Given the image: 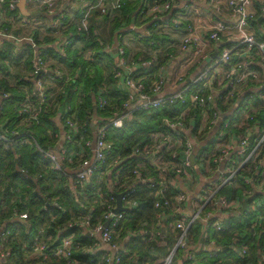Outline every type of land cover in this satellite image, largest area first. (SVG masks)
<instances>
[{"label":"built area","instance_id":"2783aa9c","mask_svg":"<svg viewBox=\"0 0 264 264\" xmlns=\"http://www.w3.org/2000/svg\"><path fill=\"white\" fill-rule=\"evenodd\" d=\"M17 1L0 0V39L8 37L15 41L24 40L33 48L30 58V75L33 80L31 94L36 95L40 104L46 98L43 77L48 75L41 50L30 35L15 36L2 27L5 9H17ZM62 1L24 0L23 6L29 13L30 5H41L43 13L52 18L50 20L53 24V21L62 16ZM124 1L67 0V3L71 8H75L74 3H79L80 15L76 29L86 30L88 15L92 9L96 8L105 13L106 10L120 7ZM220 2L207 0L215 12L221 8ZM224 3L228 6L231 17H234L232 25H227L220 18H216L203 31L198 29V24L191 21H186L183 25V33L176 44L178 52H188L189 57L200 55L202 59V63H198V68L190 76L185 77L181 72L167 75L163 70L162 74L145 83L142 81L145 74L135 77L132 71L139 66L148 67L155 56L150 54L136 63L128 60L123 47L117 44L113 76L121 84L124 94L119 108H114L108 119L91 121V136L81 141L75 137L78 131L76 121L70 117L65 118L63 126L54 135L64 141L76 143V147L56 142L52 147L41 148L34 142L38 155L49 167L61 169L62 161L70 162L77 155L81 156L74 163L70 179V186L80 193L85 195V185L91 183V176L101 168H105L104 173L107 174L111 190L105 195L99 186L95 188L104 207L100 220L95 222H91L87 215L73 217L65 206L56 201L51 202L56 210L51 213L50 219L66 218L68 226H81V233L87 238L85 244L79 242L73 233L60 236L49 245L36 239L28 245L23 243L25 255L36 257L39 261L37 264H81V258L73 252L79 247L82 254L87 256L88 264H120L121 255L118 251L126 250L119 243L121 238L115 231V226L125 210L136 203V199L131 197L134 191L132 185L135 183H145L151 189L155 207L171 204L177 212V217L168 222L176 230L172 247L159 264H170L173 253L178 248L186 261L193 260L194 253L189 248V228L195 221L200 223L199 233H202L199 241L201 244L196 248L209 247L215 254L214 242L206 232L208 227L221 230L222 219L225 217L223 215L240 214L238 209L246 197L253 198L246 200L241 213L264 207V125L256 131L254 108L250 105L252 94L248 92L260 89L264 83V39L255 36L249 28V20L259 12L264 14V5L255 9L252 6L253 0H224ZM170 5L171 0H151L149 3L144 0L138 11L150 13L157 20ZM34 21L31 14L18 10L16 26L12 28ZM139 29L136 38L148 32L145 27ZM208 41L214 44L212 52L215 54L207 61L212 53L206 49ZM105 47L108 48V45ZM185 63L190 64V60L187 59ZM55 73L58 71L55 70ZM170 81L173 83L171 89L164 91V86ZM8 95L6 91L0 92V114ZM95 103L101 107L105 99L98 95ZM39 104L30 105L26 96L17 112L37 121L41 107ZM172 105H178V108L173 113H166ZM262 107L264 108V102ZM153 109L165 112L159 121L161 127L150 131L145 142L134 143L126 153H114L113 142L107 137L108 128H120L124 119L137 111ZM2 125L0 123L1 149H11L16 142H29L33 139L27 131L5 129ZM82 131H86V127ZM250 135L252 138L249 141ZM85 148H88L87 155H83ZM145 165L150 167L151 172L145 169ZM15 168L16 174L12 173L10 176L0 172V190L6 188L10 194H16L19 177L29 179L31 176L24 165L15 163ZM33 176L40 179L42 173L37 172ZM239 176L248 187L241 188L239 184L240 196L232 195L227 198L221 192L222 187L238 182ZM35 185L37 189L46 192L41 182ZM169 187L179 189L172 200L164 194ZM114 191L121 192L120 204L125 207L116 212L112 211L115 206ZM11 212L19 220L27 217L26 211L17 210L14 206L11 207ZM162 218L163 215L157 213V224ZM10 232L9 228L0 225V264H24L16 262L17 256L8 245L7 236ZM37 232L40 233L41 229L38 228ZM132 234L133 232L128 231L123 238ZM93 236H97L105 246H99ZM108 249H112L113 255L109 254ZM245 251V245L241 244L240 252ZM96 254L98 256L94 257ZM259 259L264 261V240L259 250Z\"/></svg>","mask_w":264,"mask_h":264},{"label":"trees","instance_id":"16d2710c","mask_svg":"<svg viewBox=\"0 0 264 264\" xmlns=\"http://www.w3.org/2000/svg\"><path fill=\"white\" fill-rule=\"evenodd\" d=\"M150 1L146 0L147 3ZM142 3L144 0H125L120 7L106 10L105 13L94 8L89 12L86 30L76 29L80 15L79 9L76 8L66 6L62 8V16L57 19L59 23L55 26L51 25L48 15L44 14L34 17L33 23L25 26L18 25L16 28L12 27L16 26L18 10L5 9L2 27L15 36L30 35L35 45L40 48L44 65L48 70V75L43 77L46 98L39 104L36 95L31 94L33 80L30 75V58L33 48L24 40L15 41L8 37L0 39V92L6 91L9 94L8 99L3 102L0 123L5 129L27 131L33 138L29 142H16L11 149L0 148V164H3L0 172L6 176L16 174V163L27 167L28 174L31 175L29 179L19 177L16 194H10L6 188L0 190V225L11 230L7 236V242L17 256V262L24 264L39 262L36 257L31 258L25 255L22 249L23 243L28 245L32 240L37 239L49 245L60 236L73 233L79 242L86 243L87 238L81 233V226H68L66 218L50 219L51 213L56 210L52 201L69 209L73 217L81 218L87 215L91 222L101 218L104 207L100 203L95 188L99 186L105 195L111 190L107 174L104 173L105 168L98 169L91 176V183H87L83 189L84 195L70 186L74 163L81 156L77 155L70 162L62 161L61 169L49 167L38 155L34 142L41 148L52 147L56 142H61L64 146L76 147V143L64 141L54 135L63 126L65 118L70 117L76 121L78 131L75 137L81 141L91 136L89 131L91 121L108 119L112 110L119 108L124 94L121 84L113 76L115 61L113 62L111 58V50L116 49L115 45L119 44L113 42L114 35L121 34L126 29L130 30L129 33H132L134 39L140 41L144 48L128 56L131 39L125 46L118 38L124 47V55L127 56L125 57L137 63L139 59L150 54L155 56L151 65L135 68L132 71L133 75L136 77L145 74L146 76L142 77L145 83H149L156 77L152 71L156 67L155 62L162 58L157 52L160 43L158 33L161 28L158 20H154L150 13L138 11ZM260 14V12L257 13L256 17L249 20V28L255 36L258 35L259 38L264 39V34L258 32L256 25L258 23L256 19ZM261 20L264 22V16ZM130 24L136 27L130 28ZM139 25L145 27L148 32L136 38ZM57 40L58 47L53 45V42ZM105 43L111 46V50L105 49ZM60 47L63 49L60 50ZM135 55L140 56L135 58ZM195 64L197 63H191L189 67L192 68ZM55 70L58 73H55ZM248 92L252 94L250 105L254 108L255 121L264 124L262 107L264 88ZM98 95L105 99L101 107L95 103ZM26 96L30 105L41 106L37 121L17 112L18 106ZM177 108L178 105H172L166 113H173ZM161 113L165 114L159 110L136 112L126 118L120 129L111 130L110 136L107 135V137L113 142V152L124 154L134 143L145 142L150 131L161 127L159 126ZM83 127H86V131H82ZM262 151L264 153V145ZM87 154L88 148H85L83 155ZM145 169L151 172L149 166L145 165ZM37 172L42 173L40 179L33 176ZM237 181L241 188L248 187L241 181L240 176ZM37 182L43 184L46 192L37 189L35 185ZM132 186L134 191L131 197L136 199V203L132 208L125 210L115 226V231L121 238L119 243H122L126 250L118 251L121 255L120 264H159L172 247L176 230L171 228L168 222L177 217V212L171 204L155 207L151 189L145 183H135ZM177 191H179L178 188L169 187L164 194L172 200ZM12 206L17 210L26 211L27 217L24 220L14 217L11 212ZM157 213L163 215L158 224ZM222 220L221 230L212 229L208 235L214 242L215 254L209 247L196 248L198 244H201L198 242L200 223L197 222L195 227L189 228L193 260L186 261L182 251L176 249L173 255L177 251L178 254L173 263L171 258L170 264H177L178 260L182 261V264H264V261L259 259L264 235V207H260L257 211H245L237 216H225ZM38 228L41 229L40 233L37 232ZM128 231L133 234L123 238ZM241 244L246 247L244 253L240 252ZM74 250L73 252L81 258V264H88L87 256L82 254V249L77 247ZM96 256L98 254L94 257Z\"/></svg>","mask_w":264,"mask_h":264},{"label":"crops","instance_id":"0c3cea01","mask_svg":"<svg viewBox=\"0 0 264 264\" xmlns=\"http://www.w3.org/2000/svg\"><path fill=\"white\" fill-rule=\"evenodd\" d=\"M220 1H221L220 2L221 8L218 10V12H215L207 3V0H171L170 7L166 11H163V13L157 17L159 27L161 28L160 32L158 33L160 36V43L158 44L157 52L160 53L159 55L162 56V58L160 61L155 62L157 64L155 69L152 71L154 76H157L160 73L162 74L163 70L166 71L167 75L170 74L173 75L174 73L181 72L184 74L185 77H188L195 72V70L198 68V63H202V60L200 62H197V64L193 65V67L190 68L189 67L190 64L185 63L187 61V58L189 57V53L188 52L179 53L176 44L178 43L183 33V25L186 21H191L194 24H198L199 25L198 29L201 31L207 29V27L211 25L216 18L223 19L224 23H226L227 25H232L234 22V17H231L230 10L228 9L226 3H224V0H220ZM74 5L76 9L79 8V3L76 4L74 3ZM259 5H264V0H253L252 3L253 8L256 9ZM256 25L259 29L258 32H260V34H264V22L260 20V22L256 23ZM129 26L130 28L136 27L134 24H130ZM129 32L130 30L126 29L123 32H121V34L113 36V42L115 44L119 43L120 46L122 47L123 45L121 41L124 43L125 46H127L129 40L131 39V45L128 46L130 50L127 51L128 56H130V54L132 55V53H134L135 51L140 52L141 49L144 48L140 44V41L134 39V35H132V33ZM256 36L258 37V35ZM118 38L121 41H119ZM53 45L58 47L59 46L58 40L53 42ZM107 45L108 48L111 50V46L109 44ZM108 48L105 47V49ZM214 48H215L214 44L208 41L206 44V49L208 51L211 50L209 51L211 53ZM168 50L169 51L172 50V52H169ZM111 53H112L111 58H113V62H114L116 49L111 50ZM137 56L140 55H135V58ZM210 58H212L211 54H209L207 61ZM172 84L173 83L171 81L168 82V84L164 86V91L170 90ZM201 234L202 233H199L198 235V242L200 241L199 237ZM93 238L99 246H105V244L101 242L97 236H93ZM120 244L122 245V243ZM108 252L111 255L112 253H114L112 249H108ZM179 261L180 260L177 261V264H179Z\"/></svg>","mask_w":264,"mask_h":264},{"label":"rangeland","instance_id":"374dc122","mask_svg":"<svg viewBox=\"0 0 264 264\" xmlns=\"http://www.w3.org/2000/svg\"><path fill=\"white\" fill-rule=\"evenodd\" d=\"M69 7L68 6V3H67V0H63L62 2H61V7L62 8H64V7ZM70 8V7H69ZM29 10L30 11H39V14H37V15H32V17H37L38 15L39 16H43L44 14H43V8H42V6L41 5H30V7H29ZM29 11V12H30ZM53 24H51L52 26H55V25H57L58 23H59V21H53L52 22ZM27 25H29V24H27ZM12 27V26H11ZM139 28H141V27H143L142 25L140 26H138ZM20 36H27V34H20ZM187 59H189L190 60V64L191 63H197V62H200L202 59L200 58V55H194L193 57H188ZM264 109V108H263ZM139 111H148V112H150V111H153V112H155V111H157L156 109L154 110H139ZM139 111H137V112H139ZM263 111V110H262ZM163 116V114L161 113V117ZM254 117L256 118V116H255V114H254ZM126 121V118L124 119V122ZM257 124V127H256V131H259L260 130V128L264 125V124H261V123H256ZM116 129H120V128H116ZM111 130H113V128H108V130H107V135L108 136H110V132H111ZM3 164L1 163L0 164V168H1V166H2ZM2 177H4V175H2ZM221 192L223 193V194H225L226 196H227V198H230L232 195H237V196H240V193H241V189H240V186H239V183L238 182H234L232 185H224L223 187H222V189H221ZM250 198H253V197H250ZM229 215H231V216H237V214L236 215H234V214H232V213H228V214H226V215H224V216H229ZM239 215V214H238ZM197 222L198 221H195L193 224H192V226L193 227H195L196 225H197ZM199 226V225H198ZM199 230V232H200V230H201V227L199 226V228H198ZM190 231V230H189ZM212 231V228L211 227H208L207 228V230H206V232H207V234L209 235V233ZM262 239L264 240V235L262 236ZM192 241H190V243H191ZM189 248H191V244H190V247ZM178 250L179 251H181V249L180 248H178ZM178 254V251L177 252H175V254L173 255V257H172V263L175 261V259H176V255ZM17 262V261H16Z\"/></svg>","mask_w":264,"mask_h":264},{"label":"water","instance_id":"95a60500","mask_svg":"<svg viewBox=\"0 0 264 264\" xmlns=\"http://www.w3.org/2000/svg\"><path fill=\"white\" fill-rule=\"evenodd\" d=\"M23 1L24 0H18L17 1V3H16V7H17V9L21 12V13H24V14H31V15H37V14H39V11H30L29 13L27 12V11H25V9L23 8ZM43 14H45V13H43ZM46 15V14H45ZM264 15H262V14H260L258 17H257V19H256V21L259 23L260 22V20H261V18L263 17ZM48 17H50L49 15H48ZM214 51L211 53V56L213 57V55H214ZM262 87L264 88V83L262 84ZM237 100H238V98H237ZM92 123V122H91ZM251 138H252V135H250L249 136V141L251 140ZM194 150H196V148L194 149ZM113 195H114V197H115V206L112 208V211L113 212H116V211H118V210H120V209H124L125 207L124 206H122L121 204H120V195H121V192H113ZM248 198H250V196L249 197H246V198H244L243 200H242V203H241V206H240V208L238 209V212H242L243 211V209H244V207H245V203H246V200L248 199ZM232 214H234V215H236L237 213H232ZM107 221H105V223H106ZM199 239L201 240V238L199 237ZM112 255H113V253H112ZM179 264H182V261H179Z\"/></svg>","mask_w":264,"mask_h":264}]
</instances>
